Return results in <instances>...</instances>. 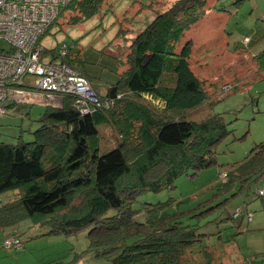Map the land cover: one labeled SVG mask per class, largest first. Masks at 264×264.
Wrapping results in <instances>:
<instances>
[{
	"label": "trees",
	"instance_id": "16d2710c",
	"mask_svg": "<svg viewBox=\"0 0 264 264\" xmlns=\"http://www.w3.org/2000/svg\"><path fill=\"white\" fill-rule=\"evenodd\" d=\"M207 1L175 0L156 12L131 39L124 71L103 93L92 87L80 52H72L74 44L43 50L51 54L50 61L58 58L78 70L96 99L86 100V112L79 96L61 92L49 99L40 91L37 99L4 104L7 110L38 103L44 111L33 140L0 141V195H13L0 198V233L23 220L48 226L50 233L88 227L89 251L111 255L107 264H195L190 260L194 252L205 258L200 264H210L208 253L194 248L202 234L181 221L183 213L155 204L141 209L140 220V210L131 206L140 193L172 187L178 176L215 164L216 146L229 132L221 113L192 117L210 94L206 78L192 70L190 39L179 46L186 30L206 13ZM102 2L71 0L59 16L69 11L67 23L76 24L96 14ZM252 60L264 72V47ZM26 87L33 90L31 84ZM233 88L224 84L222 92ZM105 126L117 143L102 151L110 138ZM225 173L223 189L234 180L242 186L263 175L264 141ZM260 191L258 196H264ZM11 233L1 239L18 237L17 231Z\"/></svg>",
	"mask_w": 264,
	"mask_h": 264
},
{
	"label": "rangeland",
	"instance_id": "374dc122",
	"mask_svg": "<svg viewBox=\"0 0 264 264\" xmlns=\"http://www.w3.org/2000/svg\"><path fill=\"white\" fill-rule=\"evenodd\" d=\"M175 0H103L99 11L76 24H68L69 11H64L42 36L43 50L74 44L72 52H80L92 87L103 93L125 69L124 59L131 39L145 27L160 9ZM208 0L207 10L197 23L186 30L179 46L190 39L193 46L192 70L206 78L210 99L193 109L192 117L221 113L229 132L216 146L215 164L196 173L178 176L173 186L159 192L140 193L132 203L140 210L163 204L167 212H181V221L202 234L194 247L208 253L210 264H259L264 260V174L248 184L237 180L223 189L222 172L232 170L264 141V72L259 71L252 54L264 47L256 41L264 33V0ZM120 30V33H119ZM250 42L245 45L244 37ZM0 47L6 48L3 39ZM205 55L206 57H202ZM42 61H50L48 51ZM58 61V58L56 59ZM213 84V85H211ZM224 84L234 88L222 92ZM56 97L55 103L57 104ZM6 104V103H4ZM42 104H16L0 119V141L15 143L19 138L31 141L40 127ZM102 129V126L99 127ZM110 137L102 151L116 145L111 128L104 127ZM6 192L3 201L12 197ZM252 213L250 219L238 208ZM88 227L72 233H50L48 226L33 225L29 220L17 223L1 236L18 232L22 247L16 251L0 246V264H107L109 256L97 257L89 251ZM204 254V253H203ZM260 257V258H259ZM255 258H259L256 261ZM191 262L203 263L202 253H192Z\"/></svg>",
	"mask_w": 264,
	"mask_h": 264
},
{
	"label": "built area",
	"instance_id": "2783aa9c",
	"mask_svg": "<svg viewBox=\"0 0 264 264\" xmlns=\"http://www.w3.org/2000/svg\"><path fill=\"white\" fill-rule=\"evenodd\" d=\"M70 1L0 0V39L7 45L6 48L0 47V117L5 113L4 103L7 101L37 99L40 91L49 99L58 92L77 95L84 112L86 100L96 99L89 81L78 70L58 61L41 59L43 48L39 38ZM243 40L248 41L249 38L244 37ZM27 84H31L33 90L27 89ZM221 178L223 181L226 179L225 172ZM241 213L248 219L252 216L241 207L235 210L234 215ZM0 246L18 250L22 243L19 237L9 236L1 239Z\"/></svg>",
	"mask_w": 264,
	"mask_h": 264
},
{
	"label": "crops",
	"instance_id": "0c3cea01",
	"mask_svg": "<svg viewBox=\"0 0 264 264\" xmlns=\"http://www.w3.org/2000/svg\"><path fill=\"white\" fill-rule=\"evenodd\" d=\"M245 37H246V36H245ZM256 41L259 42V38H257ZM243 42H244V41H243ZM249 42H250V39H249L248 43H249ZM248 43H247L246 45H248ZM127 52H128V51H127ZM255 53H256V52H255ZM255 53H253L252 56H253ZM106 87H107V86H106ZM106 87H105V88H106ZM102 90L105 91V89H103V88H102ZM14 232H16V231H13L12 233H14ZM12 233H11V234H12ZM258 259H259V258H258ZM256 260H257V259L255 258V260H253V261H256ZM262 262H263V260H261V262H259V264H262Z\"/></svg>",
	"mask_w": 264,
	"mask_h": 264
}]
</instances>
